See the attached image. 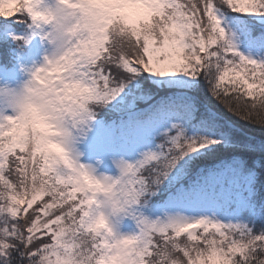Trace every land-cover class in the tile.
<instances>
[{"label":"snow or ice","instance_id":"snow-or-ice-1","mask_svg":"<svg viewBox=\"0 0 264 264\" xmlns=\"http://www.w3.org/2000/svg\"><path fill=\"white\" fill-rule=\"evenodd\" d=\"M0 264H264V0H0Z\"/></svg>","mask_w":264,"mask_h":264}]
</instances>
